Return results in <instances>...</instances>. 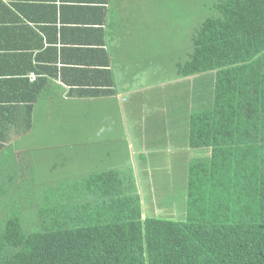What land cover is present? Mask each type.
<instances>
[{"label": "trees", "instance_id": "trees-1", "mask_svg": "<svg viewBox=\"0 0 264 264\" xmlns=\"http://www.w3.org/2000/svg\"><path fill=\"white\" fill-rule=\"evenodd\" d=\"M204 6L210 15L200 19L186 60L175 64L186 82L178 118L187 154H158L149 143L133 160L121 156L118 138L106 143L112 138L101 132L103 142H89L81 133L78 143L94 147L80 148L96 155L83 159L91 173L61 179L41 196L37 227L25 226L32 230L23 226L24 186L15 182L36 161L20 168L0 187V264H264V0ZM161 105L163 117H173L174 99ZM90 113L77 115L81 123ZM3 192H15L17 204L12 196L1 201ZM181 199V215L148 210Z\"/></svg>", "mask_w": 264, "mask_h": 264}, {"label": "crops", "instance_id": "crops-1", "mask_svg": "<svg viewBox=\"0 0 264 264\" xmlns=\"http://www.w3.org/2000/svg\"><path fill=\"white\" fill-rule=\"evenodd\" d=\"M157 1L0 0V187L9 186L20 168L28 170L35 161L33 172L20 175L21 181L15 184L37 182L33 178L39 162L37 145L58 141L57 134L67 135L45 130L47 127H58L56 122L71 121L81 113L96 112L98 122L117 128L124 109L133 111L132 105L128 110L122 102L149 87L150 81L139 86L148 73L138 76L137 68L150 69L154 55L152 7L156 13L160 8ZM136 77L140 82L133 86ZM98 89L113 92L104 95ZM167 116L168 137L160 138L162 142L149 149L169 154L164 144L174 140L175 152L184 148L187 154L188 133L183 131L176 137L174 132L176 126H182V118ZM101 132L112 138L106 143L113 144L119 137L113 131L99 130L96 141L103 142ZM137 142L140 149L151 143Z\"/></svg>", "mask_w": 264, "mask_h": 264}, {"label": "rangeland", "instance_id": "rangeland-1", "mask_svg": "<svg viewBox=\"0 0 264 264\" xmlns=\"http://www.w3.org/2000/svg\"><path fill=\"white\" fill-rule=\"evenodd\" d=\"M158 1L157 2L160 5V8H157L156 13L154 11L156 8L152 7L153 23L151 51L154 53V55H152L150 58V69L149 67L144 66L137 68L140 71L139 74H137L138 76L148 73V77L145 82H140L138 77L133 80V86H138L139 82V86H143L145 83H149L150 81L148 85L149 87L145 89L144 93L143 91H136L133 96L123 99L122 106H126L128 110H130V106L132 105L133 111L128 112L126 111L127 109H124V118H122L121 122L118 123L117 128H113L109 124L102 125L101 122H98L94 118L96 112L90 113L92 117L88 114L89 118L87 119L86 123H81L78 117L71 121H64L66 127L63 126V122H59L61 126L58 127L60 129L57 130H59L61 133H67L68 136L57 134V136L63 137L62 141H54L52 143L42 142L39 145L38 150H40V152L39 162L37 163V173L33 175L34 180L36 177L37 182L22 187V192H25L24 197L26 198V201L21 203L24 205L22 210L23 218L21 219L24 227H37V223L36 225L35 223L32 224V222H34L32 218L36 216L34 204H39V199H41L40 197L43 196L45 198L47 195L46 192L49 191L51 187L56 190L59 187L57 185L61 179H75L80 176L82 178L83 176L91 173V170L90 172H87L88 169L86 168H89L92 162L83 163V159L84 157L94 156L93 151L81 153L80 148L85 147L87 149H94V147L91 144L78 143L81 141V133L82 137H86V141L96 142V131H113V133L119 135L118 148L120 150L121 156L128 154V157L131 159L133 157L134 160V153H139L142 151L140 149L141 146L137 141L140 142L142 140H148L152 144H156L162 142L160 138H163L162 140H164L168 137L167 133L169 127H165L166 121H163L164 117L162 115V113L167 112L168 108L162 106L161 104H169V102L174 99V107L176 110H173L171 115L178 118L181 115L180 111L178 110L181 108V111L183 112L185 107L184 104L187 101V99L185 100L183 97V84L186 82L183 80L180 81L178 79L179 74L177 72L178 70H176L175 64L179 61L184 62L186 60V49L190 44L192 34H194V31L196 28H198L197 26L200 23V19L206 17L208 14L210 15V10H207L204 6L205 0ZM214 3L215 0H211V11ZM165 5L166 7H163ZM158 29H160L159 32L161 33H158L159 39L157 40L156 33ZM127 82L132 84L130 80H127ZM145 99L146 102L144 103L143 101ZM114 104L116 106L121 105L117 104V102H114ZM154 108L158 110L154 111ZM142 112H144L147 120L143 118ZM127 116L128 118L126 122ZM183 120H185L184 117ZM83 124L85 125L84 128L81 127ZM169 124L170 126H173L174 123L168 122V125ZM184 128L186 129L184 121L182 122L181 127L178 128L176 126V129H174L176 137L179 134L182 135ZM176 144L177 143H175L174 140L171 143L164 144L166 148L170 146V152L167 155L171 156L172 158L182 155L181 152H175ZM114 145H117L116 142ZM144 146H142V149H144ZM146 146L147 149L150 147L149 144ZM193 151L196 153V150ZM183 154L186 153L183 152ZM95 157L96 155L92 158V160H94ZM129 165L130 162L128 161L127 166ZM95 166L96 164H93L92 168H95ZM168 167H170V165L165 164V169L163 172H166ZM159 170L162 171V168H159ZM167 171L170 172L169 170ZM175 177L180 179L178 176ZM148 179L150 182V178ZM179 193H183L182 190ZM2 195L3 197L1 198V201L3 199L5 200L6 196H12L13 198V196L16 194L15 192L14 194L3 192ZM183 199L185 198L183 197ZM183 199H181L182 203L180 202L174 207L171 206V208H166L160 203L159 205L158 203H153V207L150 209L148 206V210L160 212L161 214L181 215L182 213L178 211L177 208H182L181 206L184 205ZM12 202H14V198L13 201H11V206H15V204H17L16 202ZM27 222L31 223L32 225L27 224Z\"/></svg>", "mask_w": 264, "mask_h": 264}]
</instances>
